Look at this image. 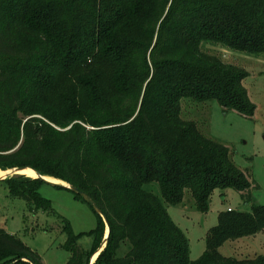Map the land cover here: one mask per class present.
I'll return each instance as SVG.
<instances>
[{"label": "trees", "instance_id": "16d2710c", "mask_svg": "<svg viewBox=\"0 0 264 264\" xmlns=\"http://www.w3.org/2000/svg\"><path fill=\"white\" fill-rule=\"evenodd\" d=\"M203 42L264 54V0H0V168L31 167L94 200L109 224L94 264H264L218 251L263 231L264 205L220 212L196 260L165 206L188 191L205 212L217 187L250 199L229 148L180 117L184 98L248 117L256 109L247 72ZM0 182L30 209L52 211L35 188L42 180ZM96 215L92 244L105 224ZM63 222L66 264H89L101 242L80 249ZM23 257L40 264L0 228V264H30Z\"/></svg>", "mask_w": 264, "mask_h": 264}, {"label": "rangeland", "instance_id": "374dc122", "mask_svg": "<svg viewBox=\"0 0 264 264\" xmlns=\"http://www.w3.org/2000/svg\"><path fill=\"white\" fill-rule=\"evenodd\" d=\"M201 50L217 55L224 62L247 72L242 84L256 109L253 116L248 117L234 110L224 111L216 100L196 102L184 98L180 103V117L193 121L205 136L228 147L231 160L246 172L252 186L248 190V203L241 192L217 187L211 193L205 212L197 209L188 191L180 204L165 205L171 220L188 241L190 260L198 259L206 250L207 235L217 225L220 212L229 209L250 211L252 205H264V54L250 55L205 42L201 43ZM8 169L0 168V175L5 176ZM8 178L19 181L34 179L19 173ZM35 188L39 196L49 201L51 212L30 209L25 200L11 196L7 185L0 182V228L22 241L40 264H66L68 261L70 253L64 248L66 235L62 231L64 220L78 236L77 246L80 249L92 251L102 242L106 225L100 241L92 244L89 234L97 228L99 219L85 201L62 186L41 182ZM145 188L160 196L157 183L148 184ZM218 251L225 257L236 259L264 256V230L228 240ZM93 254L90 253L89 261Z\"/></svg>", "mask_w": 264, "mask_h": 264}, {"label": "water", "instance_id": "95a60500", "mask_svg": "<svg viewBox=\"0 0 264 264\" xmlns=\"http://www.w3.org/2000/svg\"><path fill=\"white\" fill-rule=\"evenodd\" d=\"M26 168L32 169L31 167H28V166L27 167H12V168L8 169L7 170L8 173L5 176L0 177V179L8 178L9 175L18 174L19 171H21L23 169H26ZM32 170H34V169H32ZM34 171L36 173V177L35 178H38V179L42 180L44 183H47V184L53 185V186L65 187V188L69 189L70 191H72L73 193L79 195L97 214H99L102 217V219H103V221H104V223L106 225V234H105L100 246L95 251V253L93 254V257L89 261V264H94V262H95L96 258L98 257L99 253L103 250V248L106 246L107 241H108L109 224H108V221H107V218H106L105 214L103 213L101 208L94 202V200L90 196H88L85 192L80 190L78 187H76V186H74L72 184H69L67 182H64V181H62L63 183H57V182L51 181L50 179H48L47 176L41 175L36 170H34ZM21 260L27 261L30 264H36L30 258L23 257ZM15 263H16V261H14L12 263H9V264H15Z\"/></svg>", "mask_w": 264, "mask_h": 264}, {"label": "bare ground", "instance_id": "6f19581e", "mask_svg": "<svg viewBox=\"0 0 264 264\" xmlns=\"http://www.w3.org/2000/svg\"><path fill=\"white\" fill-rule=\"evenodd\" d=\"M18 173L22 174V175H25L27 177H31V178H35L36 177L35 171L32 170V169H29V168L23 169V170L19 171ZM0 177H3V176L0 175ZM48 179H50L51 181L57 182V183H63L62 181H59L57 179H53V178H50V177H48Z\"/></svg>", "mask_w": 264, "mask_h": 264}, {"label": "built area", "instance_id": "2783aa9c", "mask_svg": "<svg viewBox=\"0 0 264 264\" xmlns=\"http://www.w3.org/2000/svg\"><path fill=\"white\" fill-rule=\"evenodd\" d=\"M230 210V209H229Z\"/></svg>", "mask_w": 264, "mask_h": 264}]
</instances>
